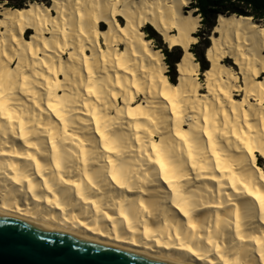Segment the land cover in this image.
<instances>
[{
  "label": "bare ground",
  "instance_id": "obj_1",
  "mask_svg": "<svg viewBox=\"0 0 264 264\" xmlns=\"http://www.w3.org/2000/svg\"><path fill=\"white\" fill-rule=\"evenodd\" d=\"M191 2L0 1L1 214L180 264H264V23L219 13L203 83ZM148 25L183 50L175 83Z\"/></svg>",
  "mask_w": 264,
  "mask_h": 264
},
{
  "label": "water",
  "instance_id": "obj_2",
  "mask_svg": "<svg viewBox=\"0 0 264 264\" xmlns=\"http://www.w3.org/2000/svg\"><path fill=\"white\" fill-rule=\"evenodd\" d=\"M0 264H180L48 231L0 213Z\"/></svg>",
  "mask_w": 264,
  "mask_h": 264
},
{
  "label": "trees",
  "instance_id": "obj_3",
  "mask_svg": "<svg viewBox=\"0 0 264 264\" xmlns=\"http://www.w3.org/2000/svg\"><path fill=\"white\" fill-rule=\"evenodd\" d=\"M0 1H9V0H0ZM9 6L13 7H21L23 5L12 4L8 2ZM192 7L197 8V13L201 14L203 17V23L206 24V27L209 29L208 31L212 30L216 24V18L219 13L224 14H239V15H247L252 16L258 21L264 22V0H194L192 1ZM146 32L150 38H159L161 45L165 47V44L162 42V36L151 26L148 25L146 27ZM198 36H200L198 34ZM209 40L206 42L205 47L202 51L198 52L193 50L197 59L201 63V68L205 71L209 67V62L206 60V49L210 46ZM196 45V44H195ZM164 53L166 54V61L170 67V71L172 74H168L170 80L172 82H177L176 76L177 73V63L181 59L182 54H178L176 57L171 59L173 54L172 51H169L166 48H163ZM180 48V47H176Z\"/></svg>",
  "mask_w": 264,
  "mask_h": 264
},
{
  "label": "rangeland",
  "instance_id": "obj_4",
  "mask_svg": "<svg viewBox=\"0 0 264 264\" xmlns=\"http://www.w3.org/2000/svg\"><path fill=\"white\" fill-rule=\"evenodd\" d=\"M29 1H33V0H9L8 2H11L12 4H17V5H25V4H27ZM48 1V0H47ZM192 1H194V0H192ZM191 7L193 6L192 5V2H191V5H190ZM195 8V7H194ZM197 9V8H196ZM197 11V10H196ZM202 16V15H201ZM203 18V17H202ZM121 21H122V19H121ZM264 23V22H263ZM147 27V26H146ZM146 27H145V31H146ZM209 29L206 27V24H204L203 23V19H202V26L199 28V31L197 32V34H199L200 36H199V42L198 43H196V45L194 44L193 46H192V48L194 49V50H196V51H198V52H200V51H202L203 49H204V47H205V44H206V42L209 40V42H211V39H210V35L212 34V32H213V29L212 30H210V31H208ZM30 32H31V30H29L28 32H27V36L30 34ZM148 35V34H147ZM149 36V35H148ZM149 37H151V36H149ZM162 38V42H163V44H165V47H163V45H161V42H160V40H159V38H152L153 39V44L156 46V47H158V48H161L162 49V47L163 48H166V49H168L169 51H172L173 52V54H172V56H171V59L172 58H174V57H176L178 54H182L183 53V50H182V48H173V49H171L170 47H169V45L167 44V43H165V41H164V39H163V37H161ZM163 50V49H162ZM206 60H208L207 59V57H206ZM209 62V61H208ZM230 63V62H229ZM231 64H232V62H231ZM209 66H210V63H209ZM176 68H177V66H176ZM235 68H237L236 67V65H235ZM168 74H172L173 72L172 71H170V67H169V70H168V72H167ZM177 73H178V75H179V72H178V68H177ZM176 81H178V76H176ZM200 79H201V81L204 83V82H206V80H205V76L203 75V70H202V68H201V75H200ZM243 96V95H242ZM261 165H263L264 166V159H262L260 162H259Z\"/></svg>",
  "mask_w": 264,
  "mask_h": 264
},
{
  "label": "built area",
  "instance_id": "obj_5",
  "mask_svg": "<svg viewBox=\"0 0 264 264\" xmlns=\"http://www.w3.org/2000/svg\"><path fill=\"white\" fill-rule=\"evenodd\" d=\"M201 15V14H200Z\"/></svg>",
  "mask_w": 264,
  "mask_h": 264
}]
</instances>
